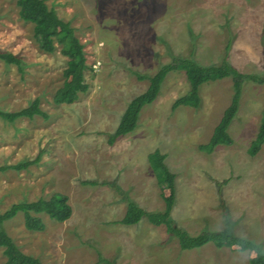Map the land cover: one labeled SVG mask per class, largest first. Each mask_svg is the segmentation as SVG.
<instances>
[{
    "label": "rangeland",
    "instance_id": "obj_1",
    "mask_svg": "<svg viewBox=\"0 0 264 264\" xmlns=\"http://www.w3.org/2000/svg\"><path fill=\"white\" fill-rule=\"evenodd\" d=\"M71 22L84 44L89 89L72 104H56L68 58L57 44L39 47L35 24L20 18L16 0H0V49L23 59L24 70L0 61V110L18 111L39 99L49 115L0 118V166L33 160L27 169L0 172V212L13 203L66 194L72 216L43 215V231H31L23 214L5 222L21 250L43 264H250L255 255L235 248L180 249L165 225L142 219L116 223L127 202L116 186L148 212L165 208L168 190L148 161L156 149L176 174L172 218L192 235L231 231L264 249V144L252 156L264 109V84L246 83L229 127L231 145L211 153L206 144L233 95L231 78L204 83L199 108L173 102L189 90L184 70L171 71L161 92L143 107L138 127L108 143L128 103L149 82L134 72L155 73L172 56H193L203 65L224 58L243 73H264V0H46ZM193 34V37H192ZM229 44V48L226 46ZM95 181L96 185L85 182ZM0 247V264L6 257Z\"/></svg>",
    "mask_w": 264,
    "mask_h": 264
},
{
    "label": "trees",
    "instance_id": "obj_2",
    "mask_svg": "<svg viewBox=\"0 0 264 264\" xmlns=\"http://www.w3.org/2000/svg\"><path fill=\"white\" fill-rule=\"evenodd\" d=\"M19 6L20 18L26 22L35 24V38L39 47L52 53L56 50L57 44L61 45V52L68 58V66L64 70L65 81L55 96L56 104H72L76 102L80 95L86 93L89 84L86 81L85 73L89 69L84 44L77 37L75 28L71 22L59 17L56 10L48 6L46 0H16ZM193 37V34H192ZM229 48V44L226 49ZM0 61L6 64L16 65L23 72V59L12 52L0 49ZM174 70H184L189 82V90L178 97L172 105L173 109L180 106L199 108L202 104L200 94L201 86L209 81H216L224 78H231L233 95L230 104L224 110L222 117L206 144H202L200 149L211 153L219 145H231L233 139L229 133V127L236 117L239 108L244 85L246 83L264 84L263 74H250L239 71L231 65L226 58L219 64L203 65L189 57L172 56V60L162 64L153 74H143L134 72L139 80H147V89L135 96L127 105L116 130L109 134L108 143L110 145L122 136L134 131L138 127L140 113L143 107L151 104L160 94L163 82L167 75ZM49 118V115L41 108L39 99L32 101L27 107L18 111L0 110V118L7 122H15L19 118H33L34 116ZM264 144V109L261 122L256 135L249 147V154L254 156ZM41 154L33 160H24L16 164H6L0 166V172L9 169L23 170L31 165L39 163ZM148 161L150 167L156 175L158 184L168 190L165 197V208L159 212H148L136 201L131 199L119 186L117 191L126 199L127 209L124 216L116 223L124 225L138 224L142 219L154 225H165L167 233L176 237L180 249L183 251L199 249L207 244H213L216 248H235L239 251H251L255 255L250 259V264H264V249L261 244L255 241L238 236L231 231L230 220L226 217V227L219 231L205 230L198 235H192L185 229L176 225L172 218L173 208L176 202V174L170 170L166 163V154L156 149L149 153ZM87 184L96 185L98 182L88 181ZM19 214H23L24 225L31 231H43L46 224L43 215L50 219L64 222L73 214V207L66 194L55 192L50 197H40L34 201H20L13 203L8 209L0 212V247L4 250L6 257L5 264H43L39 258L23 252L20 246L9 235L4 224L14 219ZM99 262L103 264H115L114 261L99 254Z\"/></svg>",
    "mask_w": 264,
    "mask_h": 264
}]
</instances>
